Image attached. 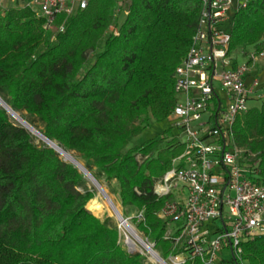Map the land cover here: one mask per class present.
Masks as SVG:
<instances>
[{"label": "trees", "instance_id": "obj_1", "mask_svg": "<svg viewBox=\"0 0 264 264\" xmlns=\"http://www.w3.org/2000/svg\"><path fill=\"white\" fill-rule=\"evenodd\" d=\"M203 8L201 0H90L49 27L26 4L0 7V98L111 186L125 214L142 212L137 229L163 259L170 244L154 189L183 143L169 130L130 143L150 120L172 116L175 69ZM229 28V55L263 50L264 0L247 1ZM232 140L264 184V100L236 118ZM87 182L0 107V264H148L121 246L112 219L86 210L95 196ZM242 249L244 264H264V235Z\"/></svg>", "mask_w": 264, "mask_h": 264}, {"label": "built area", "instance_id": "obj_2", "mask_svg": "<svg viewBox=\"0 0 264 264\" xmlns=\"http://www.w3.org/2000/svg\"><path fill=\"white\" fill-rule=\"evenodd\" d=\"M89 1L23 4L51 27L56 17L84 10ZM201 1L199 27L174 75L177 99L171 119L184 151L154 189L164 200L158 218L166 223L163 239L170 244L169 256L163 259L146 239L157 255L148 254L149 264H244L243 244L264 235V184L254 180L252 166L242 163L245 158L232 140L236 118L250 109V100L262 99L258 78L253 76L249 85L246 79L264 59V49L228 54L229 32L223 27L231 20L230 12L247 1ZM135 217L142 221V212ZM121 218L117 222L128 221Z\"/></svg>", "mask_w": 264, "mask_h": 264}, {"label": "rangeland", "instance_id": "obj_3", "mask_svg": "<svg viewBox=\"0 0 264 264\" xmlns=\"http://www.w3.org/2000/svg\"><path fill=\"white\" fill-rule=\"evenodd\" d=\"M243 1H250V0H243ZM8 6V4H5L4 7ZM231 12H230V17H231ZM229 25H230V22L227 23L223 29L225 32H228L229 31ZM89 61L91 62L92 61V57L90 56L89 57ZM262 103V100H250L249 103H248V106L251 108V107H259ZM19 114V113H18ZM21 116V115H20ZM9 120L11 123H13L14 125L16 126H21L15 119H13L11 116H9ZM205 118V116L203 117ZM172 123L173 121L171 120V117L170 119L168 120H165L163 122H160V123H156L154 121H151L150 120V125L149 127H147L138 137L134 138L132 140V142L130 143V146L131 147H135V146H139V145H142L144 144L145 142L151 140V139H154V138H160L162 137V134L164 131H167L169 130L171 132V134L173 135H177L178 132L175 128H172L171 129V126H172ZM170 135V134H169ZM33 136V135H32ZM35 137V136H33ZM166 137L167 139V136H164ZM169 137V136H168ZM165 139V138H164ZM165 139V140H166ZM39 142H42L40 141L37 137H35V143L36 144H39ZM70 154H72L74 157L76 156V154L70 152ZM61 159L63 160V157L60 156ZM77 159V158H76ZM79 160V159H77ZM80 161V160H79ZM82 164L83 162L80 161ZM84 165V164H83ZM87 180V179H86ZM88 181V180H87ZM103 189L104 191L106 192L107 196L110 198V200L112 201V204L114 207H116L118 209V211L120 212L121 216L125 217L128 219L130 225L137 231L138 235H140V237L145 241L146 238L144 237V235L137 229V224L136 222H134L136 219L135 217V213H127L125 214L122 210V208L120 207V204H119V200H118V197L113 194L112 192V187L111 186H107L103 181L100 182L99 184ZM87 187L92 191L94 192L95 196L94 198L86 205V210L89 211L93 216L97 217L98 219L100 220H104L106 218H110L112 219L118 226V228L120 227L119 226V222H117V219H116V216L113 214L112 210L110 209V207L108 205H106V202L104 200V198L98 193V191L96 190V188L92 185V183H90L89 181L87 182ZM95 201L96 203V207L93 208V207H90L89 204L92 202V201ZM99 208V209H97ZM120 235H121V240H120V244L121 246L128 252L130 251L129 249V246L127 245V238L125 236V234L123 233V231L120 229ZM125 236V237H124ZM149 242V241H148ZM150 243V242H149ZM138 248V249H137ZM137 248L135 249V252L132 254V255H140L142 257H144L147 261V263L149 264L150 263V256L147 254V252L145 250H143L139 245L137 246ZM131 252V251H130Z\"/></svg>", "mask_w": 264, "mask_h": 264}, {"label": "bare ground", "instance_id": "obj_4", "mask_svg": "<svg viewBox=\"0 0 264 264\" xmlns=\"http://www.w3.org/2000/svg\"><path fill=\"white\" fill-rule=\"evenodd\" d=\"M0 107L5 109L6 112L8 113V115L11 116L13 119H15L22 127L27 128L29 131L35 130V128L33 126H31L25 119H23L20 116V114L14 112L1 98H0ZM49 144H50V146L56 148L59 155L62 156L66 160V162L73 163L74 166H76V168L84 175L85 179H87L90 183H92V185L96 188L98 193L104 198L106 205H108L110 207L113 214L116 216V219H118L119 217H122L120 212L118 211V209L113 206L112 201L107 196L104 189L99 185V183L95 180L98 183L99 187H98V185L93 183V181L89 177V175H91V173L86 169V167L79 160H77L72 154L64 151L57 144H53V145L51 143H49ZM89 206L95 208L96 207L95 201L93 200L89 204ZM97 209H99V208H97ZM119 226L127 238V245L129 246V249L132 253L135 252V249L137 248L138 245L143 250H145L147 252V254L149 253V249H148L146 242L140 237V235H138L137 231L130 225L129 221H126V223L119 222Z\"/></svg>", "mask_w": 264, "mask_h": 264}, {"label": "crops", "instance_id": "obj_5", "mask_svg": "<svg viewBox=\"0 0 264 264\" xmlns=\"http://www.w3.org/2000/svg\"><path fill=\"white\" fill-rule=\"evenodd\" d=\"M25 0H4L3 5L5 6V4L10 5H16V4H20L23 3ZM239 62H243L242 58H239ZM253 76H255L256 78H258L259 80V91L260 94L262 96V99L260 100H264V59L260 60L255 68L253 69L252 73L250 74L249 77H247L246 79V83L249 85L251 83V81L253 80ZM252 108V107H251Z\"/></svg>", "mask_w": 264, "mask_h": 264}, {"label": "water", "instance_id": "obj_6", "mask_svg": "<svg viewBox=\"0 0 264 264\" xmlns=\"http://www.w3.org/2000/svg\"><path fill=\"white\" fill-rule=\"evenodd\" d=\"M5 110V109H4ZM6 111V110H5ZM24 129H26L29 133H31V135L37 137L40 141H42L43 143H45L49 148L53 149L56 153H58V151L56 150V148L50 146L49 143H51L52 145L53 144H56L50 140H48L44 135L43 133L37 131V130H34V131H29L27 128L23 127ZM59 154V153H58ZM63 160L66 162V160L63 158ZM72 165H74L73 163H71ZM76 168V166H74ZM89 177L91 178V180L93 181L94 184L98 185V183L95 181V179L93 178V176L89 175ZM99 187V185H98ZM89 212V211H88ZM90 213V212H89ZM119 220H122L121 217L118 218ZM117 219V220H118ZM149 249V253L148 254H151L152 256L156 257L157 255L152 251V249L150 247H148ZM129 254H133L132 252L128 251Z\"/></svg>", "mask_w": 264, "mask_h": 264}]
</instances>
